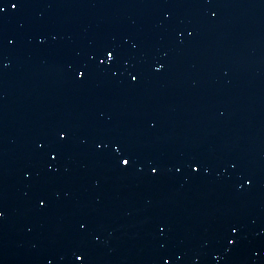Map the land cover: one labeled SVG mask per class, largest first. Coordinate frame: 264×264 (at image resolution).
Instances as JSON below:
<instances>
[{
	"label": "water",
	"instance_id": "obj_1",
	"mask_svg": "<svg viewBox=\"0 0 264 264\" xmlns=\"http://www.w3.org/2000/svg\"><path fill=\"white\" fill-rule=\"evenodd\" d=\"M0 264H264V0H0Z\"/></svg>",
	"mask_w": 264,
	"mask_h": 264
},
{
	"label": "snow or ice",
	"instance_id": "obj_2",
	"mask_svg": "<svg viewBox=\"0 0 264 264\" xmlns=\"http://www.w3.org/2000/svg\"><path fill=\"white\" fill-rule=\"evenodd\" d=\"M123 163H124L125 165H127V164L129 163V161H128V160H124Z\"/></svg>",
	"mask_w": 264,
	"mask_h": 264
}]
</instances>
